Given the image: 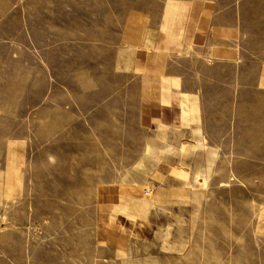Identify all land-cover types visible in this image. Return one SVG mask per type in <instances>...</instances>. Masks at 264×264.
<instances>
[{
  "label": "rangeland",
  "instance_id": "rangeland-1",
  "mask_svg": "<svg viewBox=\"0 0 264 264\" xmlns=\"http://www.w3.org/2000/svg\"><path fill=\"white\" fill-rule=\"evenodd\" d=\"M170 1L0 0V264H264V0Z\"/></svg>",
  "mask_w": 264,
  "mask_h": 264
},
{
  "label": "crops",
  "instance_id": "crops-1",
  "mask_svg": "<svg viewBox=\"0 0 264 264\" xmlns=\"http://www.w3.org/2000/svg\"><path fill=\"white\" fill-rule=\"evenodd\" d=\"M189 6V4H186V3H181V2H178V1H175V0H172V1H170L169 3H168V12L169 13H174V14H176L177 13V11L180 9V8H182L183 10H185L187 7ZM144 22V21H143ZM143 22L140 24L139 23V25L137 26V30H136V36H139L140 34H142V32L144 33L145 32V26H144V24H143ZM141 28L143 29V30H141ZM139 34V35H138ZM135 39H136V37H135ZM138 39H136V41H137ZM183 40H184V38H183V34H182V32L179 34V36L177 37V40H176V43H177V45H181L182 44V42H183ZM184 49H187L188 51H190L189 53H193V52H197V53H203V52H205V50L201 47V46H198V47H195L193 44L192 45H187V44H185L184 45ZM183 49V50H184ZM165 81L164 82H166L167 80L166 79H164ZM172 82H171V84H175V85H179V82L177 81V80H171ZM167 82H169V81H167ZM181 83V82H180ZM185 94V93H184ZM166 102H168L167 100H165ZM191 104V103H190ZM181 105H183V106H185V104H183V102H182V104ZM187 105H189V103L187 104ZM183 109V112L184 113H187V114H190L185 108H182ZM191 115V114H190ZM1 133H2V131H0Z\"/></svg>",
  "mask_w": 264,
  "mask_h": 264
},
{
  "label": "bare ground",
  "instance_id": "bare-ground-1",
  "mask_svg": "<svg viewBox=\"0 0 264 264\" xmlns=\"http://www.w3.org/2000/svg\"><path fill=\"white\" fill-rule=\"evenodd\" d=\"M186 98H189V95H185V99ZM186 101V100H185ZM184 101V102H185ZM186 103H188V102H186ZM186 103H184L185 104V106H183V108H185L191 115L193 114H196L197 113V108H196V106L194 105V104H189V105H187ZM182 104V103H181ZM150 190V189H149Z\"/></svg>",
  "mask_w": 264,
  "mask_h": 264
}]
</instances>
